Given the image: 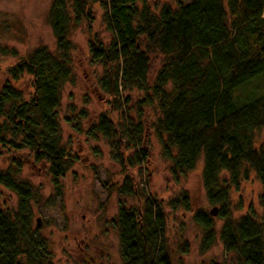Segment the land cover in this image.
Instances as JSON below:
<instances>
[{"label":"trees","instance_id":"1","mask_svg":"<svg viewBox=\"0 0 264 264\" xmlns=\"http://www.w3.org/2000/svg\"><path fill=\"white\" fill-rule=\"evenodd\" d=\"M90 1L53 0L49 23L56 38L55 53L37 47L10 66L12 79L32 76L30 98L9 82L0 84V145L28 151L33 161L46 164L58 196L62 179L80 161L63 144L59 108L73 76L69 34L83 19L94 20ZM97 1L111 39L106 43L91 33V62L102 65L98 85L110 98V111H121L123 126L103 112L89 134L110 141L112 158L123 169L120 194L142 203L120 204L112 221L119 231L123 264H174L164 203L152 199L146 186H138L128 171L148 159L139 131L125 112L129 99L124 93L131 89L144 92L141 105L159 108L155 132L175 180L194 170L204 156L207 199L220 206L218 217L225 220L220 230L225 253L234 264H264V145L254 144L256 132L264 128V89L244 101L235 95L264 77V0L179 1L177 8L163 5L158 12L146 0ZM151 47L165 57L153 86L148 82ZM0 51L17 55L8 48ZM132 147L136 150L127 156ZM19 172V162L0 168V185L19 198L17 210L0 208V264H53L48 240L34 228V187ZM251 172L262 185L260 219L253 208L239 218L234 215L232 186L238 189ZM167 205L192 211L186 192ZM193 219L203 230L200 251L204 253L217 239L215 217L200 209ZM188 246L185 243L181 252L186 253Z\"/></svg>","mask_w":264,"mask_h":264},{"label":"rangeland","instance_id":"2","mask_svg":"<svg viewBox=\"0 0 264 264\" xmlns=\"http://www.w3.org/2000/svg\"><path fill=\"white\" fill-rule=\"evenodd\" d=\"M53 0H0V49L8 48L17 55H3L0 51V84L9 82L22 91L25 98L33 94L32 76L24 74L15 80L9 76V68L21 57L37 47H47L55 53L56 38L49 23V10ZM155 12L163 5L178 7L179 1L187 4L192 0H146ZM141 5V3H139ZM94 20L83 19L72 27L69 39L73 44V76L66 83L59 108L63 144L80 161L71 167L62 179V195L56 194L47 165L37 163L28 151H10L0 145V168L6 169L19 162L22 180L34 187L32 201L34 228H38L48 242L53 264H123L119 250V231L112 222L118 214L120 204L139 207L138 198L120 194L123 169L112 158L110 141L101 134L89 131L99 115L109 112L112 119L123 126L121 111H110L109 96L99 87L103 67L91 62L89 39L95 33L108 43L111 33L107 30L104 10L100 2L89 4ZM91 31V32H90ZM142 48H145L144 42ZM150 70L148 82L153 86L164 64L165 57L156 48L149 49ZM264 89V77L235 92L240 101L256 96ZM167 90H171L170 85ZM129 103L125 107L128 121L139 131L148 159L128 170L138 186H146L152 199L164 203L167 214L168 248L174 264H234L231 255L224 251L220 230L225 220L218 217L220 206L212 205L206 195L202 171L204 156L201 155L194 170L182 175L177 181L171 173V162L164 156L162 142L155 132L160 117L159 108L141 105L144 92L138 89L125 91ZM134 132V128L131 127ZM256 147L264 145V128L255 134ZM135 147L126 150L129 156ZM187 193L192 211L184 207L168 206V201ZM262 185L251 172L242 179L239 188L232 186V204L235 217L256 211L257 218L263 215L259 205ZM19 198L16 193L0 185V208L17 210ZM203 209L208 213L216 210L215 244L206 252L200 251L203 230L195 223L193 213ZM187 243L186 253L181 252Z\"/></svg>","mask_w":264,"mask_h":264},{"label":"water","instance_id":"3","mask_svg":"<svg viewBox=\"0 0 264 264\" xmlns=\"http://www.w3.org/2000/svg\"><path fill=\"white\" fill-rule=\"evenodd\" d=\"M216 210H217V209H214V210L211 211V214H212L213 216L216 215Z\"/></svg>","mask_w":264,"mask_h":264}]
</instances>
